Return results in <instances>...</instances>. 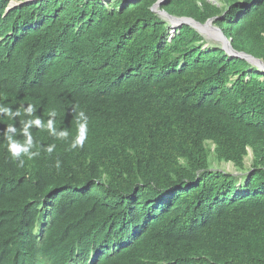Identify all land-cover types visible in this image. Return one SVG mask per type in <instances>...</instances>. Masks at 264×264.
<instances>
[{"label": "trees", "instance_id": "obj_1", "mask_svg": "<svg viewBox=\"0 0 264 264\" xmlns=\"http://www.w3.org/2000/svg\"><path fill=\"white\" fill-rule=\"evenodd\" d=\"M155 2L0 0V102L70 132L22 168L0 135V264H264V72ZM159 9L264 63V0Z\"/></svg>", "mask_w": 264, "mask_h": 264}, {"label": "clouds", "instance_id": "obj_2", "mask_svg": "<svg viewBox=\"0 0 264 264\" xmlns=\"http://www.w3.org/2000/svg\"><path fill=\"white\" fill-rule=\"evenodd\" d=\"M37 105L28 103L26 106L21 104L13 108L7 103L0 102V120L7 118L9 121H15L21 116L25 119L20 121L21 126L16 127L15 123H8L6 127L0 132L4 140L7 141L6 148L10 158L17 162L18 167H24L25 158L31 160L40 156L39 146L33 139L32 129L45 130L49 136L58 141H69L70 132L67 127L57 126V112L50 110L47 113V120L45 121L40 115H36ZM76 111L75 109H71ZM76 135L68 143L69 150H76L84 147L85 141L88 139L89 133V116L80 109L76 111ZM22 136L23 140L18 139ZM56 143H50L44 146L43 150L51 156L56 150ZM35 149V150H34ZM54 167L59 170L61 168V161L57 158L54 162Z\"/></svg>", "mask_w": 264, "mask_h": 264}, {"label": "water", "instance_id": "obj_3", "mask_svg": "<svg viewBox=\"0 0 264 264\" xmlns=\"http://www.w3.org/2000/svg\"><path fill=\"white\" fill-rule=\"evenodd\" d=\"M161 1L162 0H156V2L152 6V10L157 12L158 14L162 15L164 18H166L172 27H177V26H180L182 24H188L191 27H193L194 29H196L198 32H200L201 34L204 31L213 32L216 39H218L221 42L222 49L228 55L244 58L250 64L258 66V67H262L261 70H264V63L260 59L255 58L252 55L247 54L245 52L235 50L231 45L230 39H228L226 36H224L223 32L218 27H216L215 25L213 26L212 19H208L205 23H199V22H197L194 19L189 18V17H177V16L169 15L165 11L159 9ZM209 27H210V29H209ZM211 28H212V30H211Z\"/></svg>", "mask_w": 264, "mask_h": 264}, {"label": "rangeland", "instance_id": "obj_4", "mask_svg": "<svg viewBox=\"0 0 264 264\" xmlns=\"http://www.w3.org/2000/svg\"><path fill=\"white\" fill-rule=\"evenodd\" d=\"M209 1H211V2H213V3H217L218 2V0H209ZM214 26V25H213ZM209 29H210V27H209ZM211 30H212V28H211ZM202 35L206 38V40L209 42V43H212V44H220L221 45V42L218 40V39H216V37H215V35L213 34V32H210V31H204L203 33H202ZM255 66V65H254ZM257 68H259L260 70H261V68L262 67H258V66H256ZM263 72H264V70H262ZM250 158H251V152L250 151H248V155L245 157V161H246V163H249V161H250ZM217 168H219V169H224V170H226V171H228V172H233V173H235V170H234V167H233V165L231 164V163H221V164H219L218 166H216Z\"/></svg>", "mask_w": 264, "mask_h": 264}]
</instances>
